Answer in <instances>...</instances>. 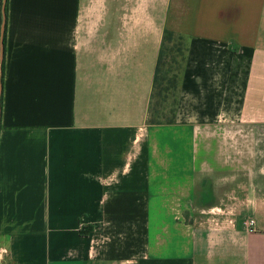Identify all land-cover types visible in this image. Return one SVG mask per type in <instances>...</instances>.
Instances as JSON below:
<instances>
[{
	"label": "crops",
	"instance_id": "obj_1",
	"mask_svg": "<svg viewBox=\"0 0 264 264\" xmlns=\"http://www.w3.org/2000/svg\"><path fill=\"white\" fill-rule=\"evenodd\" d=\"M6 5L0 264H264V0ZM165 30L180 103L148 126Z\"/></svg>",
	"mask_w": 264,
	"mask_h": 264
},
{
	"label": "trees",
	"instance_id": "obj_2",
	"mask_svg": "<svg viewBox=\"0 0 264 264\" xmlns=\"http://www.w3.org/2000/svg\"><path fill=\"white\" fill-rule=\"evenodd\" d=\"M7 12L8 5H6V14ZM2 21L3 13L1 10L0 29ZM5 41L6 32L4 42ZM188 45V39L185 36L165 30L149 104L148 126H172L176 123L182 81L188 57ZM2 73L4 74V64L2 65ZM89 233L90 232L86 230L81 231L83 236Z\"/></svg>",
	"mask_w": 264,
	"mask_h": 264
},
{
	"label": "water",
	"instance_id": "obj_3",
	"mask_svg": "<svg viewBox=\"0 0 264 264\" xmlns=\"http://www.w3.org/2000/svg\"><path fill=\"white\" fill-rule=\"evenodd\" d=\"M6 3L7 0H3V7H2V13H3V21L0 29V117L2 114V93H3V81H2V65L4 63V58H5V43H4V38H5V32H6V26H7V14H6Z\"/></svg>",
	"mask_w": 264,
	"mask_h": 264
},
{
	"label": "rangeland",
	"instance_id": "obj_4",
	"mask_svg": "<svg viewBox=\"0 0 264 264\" xmlns=\"http://www.w3.org/2000/svg\"><path fill=\"white\" fill-rule=\"evenodd\" d=\"M238 136L241 138V139H245L244 138V135H246V133H244V131H241V129L239 128L238 129V132H237ZM205 219H206V222L208 223H212L213 225H216L217 222H216V219L214 218H221L222 219H227L229 217H237V218H241V219H244V213L242 212H233V213H222V212H211V213H206L204 215Z\"/></svg>",
	"mask_w": 264,
	"mask_h": 264
},
{
	"label": "built area",
	"instance_id": "obj_5",
	"mask_svg": "<svg viewBox=\"0 0 264 264\" xmlns=\"http://www.w3.org/2000/svg\"><path fill=\"white\" fill-rule=\"evenodd\" d=\"M252 225H253V222H252Z\"/></svg>",
	"mask_w": 264,
	"mask_h": 264
}]
</instances>
